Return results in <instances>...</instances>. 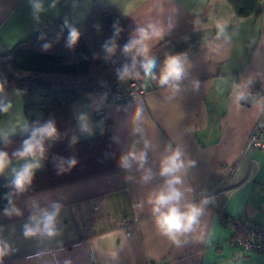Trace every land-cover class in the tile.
<instances>
[{
	"label": "crops",
	"instance_id": "1",
	"mask_svg": "<svg viewBox=\"0 0 264 264\" xmlns=\"http://www.w3.org/2000/svg\"><path fill=\"white\" fill-rule=\"evenodd\" d=\"M259 1L261 15L239 18L228 0H55V7L53 0H44L46 10L37 21L28 0H0V54L35 37L44 22L83 25L96 4L132 24L129 40L138 27L165 26V35L152 42L157 77L167 56L193 40L180 54L187 73L178 90L145 78L147 90L140 99L109 104L102 91L92 92L52 117L61 136L48 142L44 166L31 187L17 194L22 215L9 218L0 208V235L10 245L0 264H264V254L232 244L235 227L224 222L250 221L264 228V148L245 153L264 113V0ZM218 22H226L223 35ZM0 99L12 103L0 114V129H16L9 144L0 142L11 157L31 122L16 90L0 93ZM100 109L112 120L103 134L96 117ZM137 110L139 120L134 119ZM80 114L88 115L94 135L80 132ZM74 135L77 142L71 144ZM169 145L192 162L182 174L186 201L210 198L195 230L179 236V244L160 234L148 203L163 183L159 165ZM133 150L147 154L145 168L153 174L147 183L135 163L131 170L119 165L120 157ZM73 156L78 164L57 175V158ZM17 163L13 159V166ZM231 167L238 170L231 174ZM0 179L10 185V170ZM226 188L230 191L219 194ZM33 200L62 205L58 236L23 235Z\"/></svg>",
	"mask_w": 264,
	"mask_h": 264
},
{
	"label": "clouds",
	"instance_id": "2",
	"mask_svg": "<svg viewBox=\"0 0 264 264\" xmlns=\"http://www.w3.org/2000/svg\"><path fill=\"white\" fill-rule=\"evenodd\" d=\"M31 8V15L39 21L41 13L45 12L44 0H28ZM51 7H55V0ZM65 26L68 28L67 46L74 47L80 39V32L76 27L68 24L65 20ZM219 35L224 34L226 22L219 23ZM172 24L169 23L167 28L170 29ZM114 36L105 42L104 50L112 54L116 50V37L121 31L118 22L113 24ZM166 32L163 24L149 23L146 26L138 27L135 35L123 46V52L131 56V64H124L122 68L117 70L119 79L123 80L133 75L138 76L136 71L139 60V66L143 70L146 78L157 80L159 86H167L174 90H178L180 82L187 73L186 61L181 55H169L164 60L163 67L157 77L155 69L158 67L157 58L151 54L152 42L161 39ZM43 39V36L40 37ZM50 44H43L42 48L47 50ZM6 81L0 80V93L4 92ZM12 108L10 101L5 102L0 99V113H8ZM135 120L140 119V110H137L134 116ZM78 126L81 133L86 135H94L93 126L86 114L78 116ZM101 134H103V122L98 125ZM23 131L28 135L23 139L20 147L12 152L11 157L8 151L0 149V176L5 175L10 170L11 179L10 187L14 189L16 194L25 193L33 184L35 174L44 166L46 153L48 151V142L60 139V132L57 129L54 120L45 122H34L32 125L25 124ZM15 128L8 131L0 129V142L5 145L11 141L10 135L14 134ZM135 132H141V128L137 125ZM77 142V137H71V144ZM145 147L148 142L145 141ZM166 155H163L159 165V176L163 178L162 185L151 192L148 196V203L151 205V213L154 217L156 227L160 234L168 237L173 242L179 244V236L191 233L199 223V219L204 211V205L210 202V198L205 197L199 204L186 201V194L183 190V173L186 168L192 164L191 161H185L184 152L179 148H172L169 145L166 149ZM13 159L17 161V165L13 166ZM147 162V154L145 151H129L120 157L119 165L125 170H131L133 163L138 169L144 170L142 181L147 183L153 179L150 169L145 168ZM78 164V160L73 157L57 158L55 167L57 175L69 172ZM131 180L132 177H127ZM4 199L7 205L3 208V215L6 217L22 215L21 209L18 208L12 199V193L5 194ZM143 205H136L142 207ZM62 205L58 201H49L46 206H42L38 200H33L29 204V216L27 222L23 225V235L25 237L54 238L59 235V217ZM10 250L9 242L0 235V257L7 254ZM65 264H71L65 261Z\"/></svg>",
	"mask_w": 264,
	"mask_h": 264
},
{
	"label": "trees",
	"instance_id": "3",
	"mask_svg": "<svg viewBox=\"0 0 264 264\" xmlns=\"http://www.w3.org/2000/svg\"><path fill=\"white\" fill-rule=\"evenodd\" d=\"M228 2L239 18L263 13L259 0ZM116 22L121 31L115 38V52L109 54L103 45L114 36L113 24ZM70 25L76 27L81 34L72 48L67 46L68 28L65 23L44 22L35 37L22 42L10 54H0V80L6 81L4 91L16 90L26 101L31 125L37 121L45 122L60 112L67 111L86 94L101 91L98 85L100 80H107L114 86L146 78L139 66V57L136 66L138 76L121 80L117 75V70L124 64H131V56L123 52V46L129 41V35L133 31L132 24L118 12L106 5L96 4L83 25ZM192 41L184 42L171 55L182 54ZM45 43L50 44L47 50L42 48ZM8 193H12L13 203L17 205V194L8 182L0 179V208L7 205L4 196ZM248 222L250 221L235 220V232L242 230Z\"/></svg>",
	"mask_w": 264,
	"mask_h": 264
},
{
	"label": "built area",
	"instance_id": "4",
	"mask_svg": "<svg viewBox=\"0 0 264 264\" xmlns=\"http://www.w3.org/2000/svg\"><path fill=\"white\" fill-rule=\"evenodd\" d=\"M98 85L102 93L106 96L109 104H125L140 99L146 93V86L143 81H132L126 85L116 84L111 86L109 81L100 80ZM96 117L103 122V128L108 130L111 125V117L106 109H100L96 112ZM264 148V113L256 124L252 134L247 142L245 153L250 154L254 149ZM238 168H229V173L234 174ZM230 189L226 188L219 194H226ZM224 222L233 225V220L224 218ZM232 244L239 246L246 251H253L264 254V228L254 223L244 224L242 230H236L232 237Z\"/></svg>",
	"mask_w": 264,
	"mask_h": 264
}]
</instances>
